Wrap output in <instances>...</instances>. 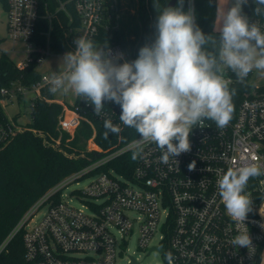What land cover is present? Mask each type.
<instances>
[{
	"label": "built area",
	"instance_id": "obj_1",
	"mask_svg": "<svg viewBox=\"0 0 264 264\" xmlns=\"http://www.w3.org/2000/svg\"><path fill=\"white\" fill-rule=\"evenodd\" d=\"M122 1L7 0L8 36L26 44L25 55L16 66L26 70L35 62L40 75L28 83L21 75L0 85V149L26 129L7 112L8 103L25 100L29 95L31 107L38 99L62 105L61 130L73 133L82 120L93 125L92 117L102 122L111 119L121 130L124 128L119 121L121 108L116 104L106 102L102 115L96 116L93 106L80 98L70 106L47 96L52 74L40 71L47 59L62 58L74 50V40L79 36L98 44L104 43L98 39L106 32L113 36L122 26ZM62 14L67 20L63 34L70 47L59 50L52 46L51 35ZM254 21L264 30V23ZM108 46L114 54L122 52L128 61L138 55L137 47L129 41ZM226 78L231 81L230 89L236 91L230 123L220 129L213 121L204 120L194 127L189 137L191 150L176 157L178 163L175 158L163 163L155 144L144 142L133 168H126L128 174L121 173L109 163L136 150L139 136L125 144L120 143L119 136L116 144L102 149L94 141L93 126L94 133L86 145L87 152L95 151L91 164L69 174L59 189L38 199L15 228L24 231L27 264H118V246L135 234L140 248L165 253V264H169V253L171 264H263L264 175L248 181L245 191L253 204L245 225L226 214L217 181L228 168L244 164L255 163L264 171V84L253 83L251 75L240 82L230 71ZM248 83L255 90L247 89ZM193 162L195 167L189 170ZM85 177L90 181L74 192L81 207L62 199L65 187ZM44 205L46 212L30 226ZM243 231H248L252 239L251 250L231 243ZM132 257L128 264L133 262Z\"/></svg>",
	"mask_w": 264,
	"mask_h": 264
},
{
	"label": "clouds",
	"instance_id": "obj_2",
	"mask_svg": "<svg viewBox=\"0 0 264 264\" xmlns=\"http://www.w3.org/2000/svg\"><path fill=\"white\" fill-rule=\"evenodd\" d=\"M251 2L254 16L264 17V0ZM248 4L227 0L223 8L217 7L216 35L202 31L194 8L184 10V0H177L175 7L154 0L155 38L138 49L134 60L124 59L122 52L114 54L107 41L98 44L79 36L74 50L61 58L63 70L50 76L48 91L75 95L93 106L96 116L102 115L106 102L118 105L120 123L139 136L133 161L141 156L144 142L155 144L163 163L176 160L191 150L190 134L204 120L220 129L230 123L236 91L226 74L230 71L243 82L253 70L264 71V30L244 13ZM103 127L104 139L121 132L111 119H104ZM194 167L195 162L189 170ZM261 175V167L249 163L228 168L218 179V195L233 221L245 225L253 204L245 190L251 178ZM231 243L252 249L248 231ZM167 258L171 264L170 253Z\"/></svg>",
	"mask_w": 264,
	"mask_h": 264
},
{
	"label": "trees",
	"instance_id": "obj_3",
	"mask_svg": "<svg viewBox=\"0 0 264 264\" xmlns=\"http://www.w3.org/2000/svg\"><path fill=\"white\" fill-rule=\"evenodd\" d=\"M170 1L167 0L168 5ZM3 2L7 8V0ZM159 2L163 5L165 0H159ZM131 6L134 7L132 12L128 8ZM175 6H177V0L173 7ZM217 7L218 0H184V10L194 8L196 23L205 34L218 35L214 31ZM254 7L255 5L249 0V4L244 7L243 11L250 20L264 23V17L254 16ZM156 17L154 0H123L121 28L114 31L113 36H109L106 32L98 40L104 43L107 41V44L122 40L132 42L133 47H137L138 54L141 46L152 42L155 38ZM66 22L62 14L60 21H55L52 31V46L59 50L70 47V43L63 34ZM36 65L32 62L29 68L20 70L16 63L3 52L0 55V85H7L12 79L20 78L21 75L25 76V83L37 79L40 72L35 69ZM251 74L252 72L249 76ZM246 88L255 90L251 83H248ZM46 94L49 97L55 96L49 91H46ZM61 114V104L42 99L36 100L32 107L30 128L17 133L6 146L0 149V247L8 240L0 251V264H27L23 240L24 231L22 228L15 231V228L29 208L52 186L90 163V156H93L95 151L87 152L86 145L94 133V127L96 128L94 141L102 149H108L116 144L119 136H121L120 143L122 144L138 136L134 129L124 126L119 135L110 134L107 139H104L103 122L94 117H92L93 125L82 120L73 133H70L59 128ZM32 128L42 131L45 137L33 131ZM57 139H60L59 145L55 146L53 142ZM65 149L85 151V153L74 156L68 154ZM132 152L121 155L109 164L117 167L121 173L128 174L126 168L131 170L135 164L131 158ZM56 197L58 200L59 195Z\"/></svg>",
	"mask_w": 264,
	"mask_h": 264
},
{
	"label": "rangeland",
	"instance_id": "obj_4",
	"mask_svg": "<svg viewBox=\"0 0 264 264\" xmlns=\"http://www.w3.org/2000/svg\"><path fill=\"white\" fill-rule=\"evenodd\" d=\"M128 8L132 12L133 11L132 9L134 7L131 6ZM7 17H8L7 8L5 7L3 0H0V55L3 52H5L14 62H18L25 55L26 44L23 41H14L9 38L8 29H7ZM60 61L61 58L51 57L47 59V61L43 64V66L40 67V71L47 74H52L55 71L60 72L63 70V64ZM251 80L255 84H260V85L264 84V71L253 70L251 74ZM28 97L25 100H15L14 102H10L7 105V112L11 116H15L17 118L18 123L23 125L24 128L25 127L30 128L29 125L32 122V107ZM55 98L57 100L64 101L68 105H74L78 99V97H76L71 93L67 95L57 93L55 94ZM32 129L33 131L41 135H44L45 137V134L42 131L36 128H32ZM53 144L56 146L59 145V142L56 140L55 142H53ZM66 152L74 156H79L80 154L85 153V151L78 152V151H67V150ZM91 157L92 156H90V160ZM90 164L91 161L87 166H89ZM90 179H91L90 177H85L84 179L79 180L78 183L75 181L69 184L61 191L62 199L69 200L70 203L81 207L82 202L77 197L74 196V192L75 189L83 188L90 181ZM61 182L62 180L59 181L54 186H52L45 194L59 189V186L62 184ZM54 198L55 199L57 198L56 195H54ZM46 210H47V206L46 205L42 206L39 212L36 214V217H34L33 220L30 222V226L35 224L44 215ZM115 231H117V228L115 229ZM156 241L157 239L155 240V242ZM118 250H119L117 257L118 264H128L130 260V256L137 258L140 264H165V253L156 250L149 252L140 248L138 245L137 234L133 235L130 239L127 240V242L121 243L118 246Z\"/></svg>",
	"mask_w": 264,
	"mask_h": 264
},
{
	"label": "crops",
	"instance_id": "obj_5",
	"mask_svg": "<svg viewBox=\"0 0 264 264\" xmlns=\"http://www.w3.org/2000/svg\"><path fill=\"white\" fill-rule=\"evenodd\" d=\"M227 3V0H218V7L223 8L225 4ZM219 25V19H218V12H217V18H216V24L215 27ZM16 63V62H15Z\"/></svg>",
	"mask_w": 264,
	"mask_h": 264
},
{
	"label": "water",
	"instance_id": "obj_6",
	"mask_svg": "<svg viewBox=\"0 0 264 264\" xmlns=\"http://www.w3.org/2000/svg\"><path fill=\"white\" fill-rule=\"evenodd\" d=\"M176 3V0H171L169 5L170 6H174ZM159 250H161L162 248L161 247H158ZM133 258V262L131 264H138V262L136 261L135 257H132Z\"/></svg>",
	"mask_w": 264,
	"mask_h": 264
}]
</instances>
